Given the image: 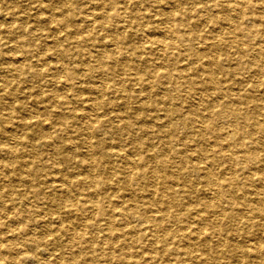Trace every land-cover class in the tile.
I'll use <instances>...</instances> for the list:
<instances>
[{
    "label": "rangeland",
    "instance_id": "obj_1",
    "mask_svg": "<svg viewBox=\"0 0 264 264\" xmlns=\"http://www.w3.org/2000/svg\"><path fill=\"white\" fill-rule=\"evenodd\" d=\"M225 2L0 0V264H113L138 246L149 249L151 240L139 238V232L132 240L122 236L124 220L138 231L149 227L139 225L142 215L122 214L142 207L133 196L155 198L141 175H135L139 169L124 163L126 157L142 158L141 167L152 169L147 176L154 174L155 182L182 186L174 195L160 191L171 211L183 213L175 207L178 200L211 201L210 181L227 172L225 163H211L215 155L209 149L217 135L223 132L230 135L232 145L246 143L252 149L262 142L256 148L261 154L264 134L249 120L212 114L217 106L207 107L214 85L252 95L259 105L264 102V85L252 88V77L245 71L253 67L251 53L232 46L248 42L223 37L227 24L218 19L234 12L227 8L231 0ZM178 8L187 15L179 32H195L191 46L195 52L175 43L174 49L168 47L160 55L158 47L147 45L144 38L167 39L160 13ZM112 14L116 17L109 19ZM253 24L245 19L242 26ZM214 37L222 39L218 42L223 49L207 51L205 46ZM213 56L229 71L208 67ZM253 60V65L263 67V58ZM140 77L142 81L135 80ZM225 101L241 113L253 105L234 97ZM199 118L206 127L214 124L200 131ZM254 119L264 124V109ZM227 148L231 149H223ZM106 152L109 156H104ZM238 163L236 167L248 161L243 157ZM76 178L83 180L67 184ZM257 185L258 181H238L237 194L249 196ZM90 203L94 205L85 209ZM218 203L228 207L223 199ZM227 213L222 228L229 229L238 220ZM242 233L238 229L234 238L229 234L227 242L226 234L219 241L207 240L206 248L217 250L208 262L201 249L183 252V263L236 262L231 257L236 250L229 244L242 246ZM178 244L189 247L188 242ZM154 246L164 252L160 244ZM144 252L142 257L148 254L143 256Z\"/></svg>",
    "mask_w": 264,
    "mask_h": 264
},
{
    "label": "bare ground",
    "instance_id": "obj_2",
    "mask_svg": "<svg viewBox=\"0 0 264 264\" xmlns=\"http://www.w3.org/2000/svg\"><path fill=\"white\" fill-rule=\"evenodd\" d=\"M175 1L179 2V0H175ZM188 1L189 3L192 4L197 2V0H188ZM225 1H226L225 3H227L230 0H225ZM177 6H179V3H177ZM102 7H103L102 4L97 5V8H102ZM222 7L226 9L224 6ZM230 7L234 9L233 14L232 15L229 14L230 16L228 15L227 17L218 19V22H223L224 24H227V26L224 27V30H222L224 33L223 37L226 40L228 38L239 37L245 39L248 42V44L246 45L242 43V44H233L232 46H235L239 52L246 50L251 53L252 56L251 66L253 67H249V68L247 67L245 70L247 73H250L252 77L251 87L254 88L258 85H264V65L263 67H260L258 65H253V61H254L253 59H255L256 57H258L259 60H262V58L264 60V0H231L230 4L227 5L228 9H230ZM160 14H161V17L159 18L160 23L163 24L162 26L166 28L165 29L166 32H169V37L167 39H164V38H152L151 36H145L144 43H147V45H151V43L155 44L158 47V51L160 52L159 53L160 55L164 54L163 51L166 48L168 49V47L169 49L171 48L174 49L175 43L182 44L184 48L186 49L190 48L191 50H193L191 46L193 47L192 41L196 37L195 32L191 31L189 33H185V30L179 32L183 25V21L187 17L186 11H182L180 10V8H178L175 9V11H171L167 13L164 12ZM114 17H116V15L112 14L109 19H113ZM121 19L122 16H120V19L119 18L117 19V22L119 23ZM245 19L250 20L252 23H255L251 25L252 28H246V26L244 27L242 26ZM125 28L126 27H124V29ZM214 39H215L214 42L205 46V49L207 51H216L219 48L223 49L220 46L221 44L218 42L222 39H216V37H214ZM234 41L236 42V40ZM192 52H195V50H193ZM247 56L250 55L248 54ZM214 59H215L214 56L209 59L208 67H211V65H215L216 70H218L219 72L226 73L227 71H229L228 66L223 65V63L219 65L218 61L217 60L214 61ZM135 80L142 81L141 77L135 78ZM256 80L258 83L256 82ZM238 83L234 82V84H238ZM211 87L214 89V91L212 92L213 95L210 97V99H208L207 107L209 105L210 106L214 105L217 107L215 110L209 113L212 114L225 113L227 116L236 119H238V117L245 118L246 120H249V122L252 125V128L256 127L257 129H259L260 133L264 134V124H260V122L254 119L255 113H258L261 111V109H264V102L259 105L258 103L255 102L256 99L252 100L254 99V96L249 94H241L237 91H234L233 88L230 86H227L225 89L217 85ZM101 88H104V86L101 85ZM231 97H234L235 100L240 99L241 101L251 102L253 103V105L251 106V109H247L246 111L241 113L237 109H232L230 107L229 105L230 101L228 102L229 104L225 101V99H229ZM197 122H198V127L202 128L200 129V131L208 130L214 124L212 123L213 121L209 122V125L206 127L205 122L201 118L197 119ZM221 127L223 128V125H221ZM232 129L236 130L237 128L235 126ZM220 135L223 137H221ZM229 136L230 135H223V132L219 134V136L217 135V139L214 138V141L212 142V147L209 149L212 150L213 152L212 154L215 155V158L214 157L212 158L211 163H213L214 166H217L218 164H222L224 166L225 163L226 165L225 170H227L225 175L220 176V178L216 179L215 181H210L209 186L213 185V187H210L209 190H212L214 188V191H212L211 193L212 200L211 201L204 200L200 202L198 201L196 203H189V204L185 203L184 201L178 200L177 205L175 207L178 206L180 209H184L185 212L183 213L171 211L167 207L166 205L167 200L163 199V194H162L163 192H165L164 196L166 194L174 195L176 193H179L176 189H180V190L183 189L182 186H177V187L171 185L167 186L165 181L155 182L154 174L147 176V174L152 169L145 170L144 168L141 167L143 162L142 158H138L137 161L136 160L132 161L130 158L126 157L124 163L127 166L133 164V167L130 166L132 169H139V172H137L135 175H141V178L143 179L142 181L147 184L146 186L148 188L146 187V190H148L149 193L151 192V195L154 194L155 198L154 200H152L149 196H144L143 193L141 194L139 193L133 196L132 199L134 200L137 199L138 202L141 204L142 206L140 208L141 211L140 210H129L127 212L122 211V214H124L125 216L131 215L130 217L142 215L143 219L141 218V220L143 222L139 225L147 224L149 225V227H147V230L141 229V231H138L139 228H131L127 226L128 225L127 223H129V221L124 220V223L126 222V224L123 227V230L125 231L122 230L123 231L122 236L126 235L128 236V238L124 237V239L132 240L135 238L134 234H138L137 232H139L140 233L139 238L143 240L149 238L151 240V243H149V249L148 247L140 249V246H138L135 248L134 251L135 253L126 252L125 256L118 257L117 261L115 260L116 262L111 261V263L150 264L153 261L155 262L156 260H158V264H184L183 263L184 254L192 253L196 250H201V249L203 251L205 250L204 258L205 261L208 262L209 255L212 256L211 253H215L217 252V250L214 249L212 246H208L206 248L207 240L218 239L217 241H219L221 236L223 234H226L227 237L223 241L227 242L228 241L227 238L229 237V234L232 235V238L237 237L238 229H243V233L241 234V242H243L242 246L236 247L233 244H229V246L234 247L236 250L235 252L232 253L233 255L231 256L232 258L235 259L236 262H232L229 259L228 261H219V264H264V152H263L264 149H262L261 154H256L257 153L256 148L257 149L259 148L258 143H262V142H257V146L254 144V147L252 149V148H248L246 143L245 144L240 143L239 145H232L231 142L232 139ZM252 143L253 142H250V144ZM88 146H89L88 150L91 152L90 150L91 145ZM227 146L231 147V149L230 148L223 149L224 147ZM115 152L113 154L118 156L119 153L118 152L115 153ZM200 155H201L200 157H204L206 156V153L201 152ZM104 156H109V155L106 152L104 153ZM121 157L125 158L124 155H122ZM243 157H246V161H248V163L236 167L239 164L238 160ZM230 169H232L231 172L229 171ZM164 170L166 171L167 167H165ZM207 176L208 175L206 174L204 175L205 178H208ZM144 179H146V181H144ZM82 180L83 178H76L74 180L71 179L66 181L67 184L73 185L75 183L76 184L81 183ZM238 181H249L252 184L254 181H258V185L252 189V191L249 193V196H244V194H242L241 196L240 193L237 194ZM149 182L151 183L150 186H148ZM170 182L171 184L175 183V181H170ZM162 188L165 189L163 192L160 191ZM143 190L145 191L144 188L141 189V191ZM66 193L67 191L64 194L66 195ZM221 199H223V202H225V204H227L228 207H223L221 203L220 204L218 203ZM150 202L153 203L155 202V203L152 204ZM73 205L74 203L70 204L69 207L70 210H72ZM90 205H94V204L90 203L88 206H85V209H87V207H90ZM226 213L229 219L234 221L238 220L229 229H226L225 227L222 228L223 225L226 223L225 221ZM158 231L163 233L160 237L155 233ZM110 235L112 236L113 234L110 233ZM113 238L115 237L113 236ZM193 241L196 242L192 243ZM180 242L181 243L188 242L189 247H187V249L178 247L179 245L178 243ZM122 243H123L122 247L124 248L126 246L125 247L126 249L128 247L127 245L128 243H126L125 240H123ZM155 243H158L162 246V250L164 251L163 253L157 251L156 247L154 246ZM143 251H146L144 252L143 256L148 253L147 256L142 257ZM166 255H169V257H166ZM104 257L106 259L110 258L111 260V257L109 255H105Z\"/></svg>",
    "mask_w": 264,
    "mask_h": 264
}]
</instances>
